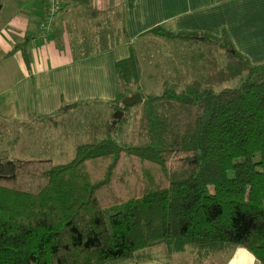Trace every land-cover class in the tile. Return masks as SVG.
<instances>
[{
    "label": "trees",
    "instance_id": "1",
    "mask_svg": "<svg viewBox=\"0 0 264 264\" xmlns=\"http://www.w3.org/2000/svg\"><path fill=\"white\" fill-rule=\"evenodd\" d=\"M120 24H97L75 58L128 41L123 17ZM144 35L197 45L188 77L164 78L159 95L142 93L141 63L129 47L115 64L109 106L126 115L122 100L140 94L135 143L115 139L125 121L111 130L110 117L94 120L101 138L93 132L67 163L0 154V264H106L158 245L199 259L242 248L264 264V64H251L226 36L161 27ZM244 74L238 88L216 92Z\"/></svg>",
    "mask_w": 264,
    "mask_h": 264
},
{
    "label": "crops",
    "instance_id": "2",
    "mask_svg": "<svg viewBox=\"0 0 264 264\" xmlns=\"http://www.w3.org/2000/svg\"><path fill=\"white\" fill-rule=\"evenodd\" d=\"M39 2L41 10L33 9L37 16L45 7L44 0ZM121 7L118 17L120 22L124 18L130 42L156 27L173 34L216 39L226 36L235 51L251 64H264V0H65L48 34L56 36L64 48L39 41V51L33 53L36 39L28 34V28L27 32L13 28L0 31V123L12 126L40 121L67 112L66 107L72 104L77 107L90 100L112 103L117 88L116 83L113 86V68L123 57L111 53L123 52L121 42L79 59L73 48L82 46L85 40H95L97 24L114 8ZM65 16L74 24H67ZM39 39L43 37L39 35ZM18 45H24L28 59L21 49L13 51ZM90 64L96 71L88 72ZM93 85L98 90L91 93ZM105 90L108 94L102 97ZM230 254L223 264L254 263L242 248ZM178 255H169L164 245H158L136 252L129 260L106 264H182L174 258Z\"/></svg>",
    "mask_w": 264,
    "mask_h": 264
},
{
    "label": "rangeland",
    "instance_id": "3",
    "mask_svg": "<svg viewBox=\"0 0 264 264\" xmlns=\"http://www.w3.org/2000/svg\"><path fill=\"white\" fill-rule=\"evenodd\" d=\"M63 1L65 0H61L60 4ZM38 7L41 10L39 0H0V31H7L13 28L27 32L28 28L30 30L28 34L33 35L36 41L38 40L32 46L33 53L39 51V46H41L39 41L42 44L55 43L57 46L64 48L56 36L51 35L48 37L54 19L47 27L45 35L41 34L39 27L45 17V10L42 9L41 14L37 16L33 9ZM121 10H123V7L114 8L112 10L114 12L107 14L110 22L118 27H121V22L119 19L115 20V17H118V13ZM65 21L67 24H74L66 16ZM39 35L43 39H39ZM120 47L123 52L115 53L116 51H112L111 54L124 59L129 55V47H132L136 52L142 67V77L139 80V84L141 92L146 95H159L164 78H174L178 73H181L186 78V68L190 65L187 57L189 53H193L191 49L196 48L198 50L197 45L185 41L179 44H172L164 41L161 37L153 35H143L131 42L130 39L121 41ZM213 55L218 63L223 64L225 62L222 52H214ZM207 58L210 59L211 57L207 56ZM87 68L88 72L96 71L91 64ZM113 70L115 72L114 68ZM114 72L113 79H115L116 74ZM245 79L246 74L231 82L222 84L216 88V92L225 88H238ZM107 80L110 81V78L107 77ZM115 83L116 81L113 82V86H115ZM97 90L96 85L90 87L91 93ZM107 94L108 91L105 90L102 97ZM66 109L67 112H60L56 116L40 121L33 120L27 124H14L12 126L1 125L0 154H5L8 159H50L54 164L67 163L72 159L75 147L88 142L93 132V137L101 138V135H96V131L92 132L94 122L101 119L107 120L116 111L112 110L109 103L104 101L94 102V100L78 104L77 107L70 110L67 107ZM126 113L121 119H124L125 122L122 128L118 129L119 131L114 134V137L118 141L131 144L136 142L135 134L137 131L135 129L141 116V105L138 103L129 107ZM117 123L110 129L113 130ZM226 256H228V252L208 259H199L193 250L187 249L185 253L174 258H177V262L182 264H223ZM253 264L258 263L254 260Z\"/></svg>",
    "mask_w": 264,
    "mask_h": 264
},
{
    "label": "built area",
    "instance_id": "4",
    "mask_svg": "<svg viewBox=\"0 0 264 264\" xmlns=\"http://www.w3.org/2000/svg\"><path fill=\"white\" fill-rule=\"evenodd\" d=\"M61 0H44L45 17L39 27L41 34L44 36L47 27L51 24L52 20L61 10Z\"/></svg>",
    "mask_w": 264,
    "mask_h": 264
},
{
    "label": "water",
    "instance_id": "5",
    "mask_svg": "<svg viewBox=\"0 0 264 264\" xmlns=\"http://www.w3.org/2000/svg\"><path fill=\"white\" fill-rule=\"evenodd\" d=\"M142 101L143 100H142L140 94H134V95H132L130 97H127V98L123 99L122 102H121V105L123 107H132V106H134V105H136L138 103H141ZM75 107H76V105L73 104L72 106L68 107V110L73 109ZM122 117H123V112L116 111L113 114V116H112L113 120H112V123H111V127H114L117 122L121 121Z\"/></svg>",
    "mask_w": 264,
    "mask_h": 264
}]
</instances>
